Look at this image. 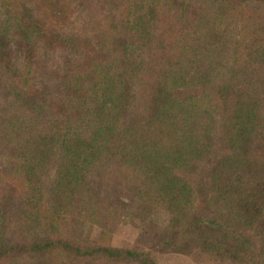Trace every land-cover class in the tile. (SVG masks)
<instances>
[{
	"label": "trees",
	"instance_id": "obj_1",
	"mask_svg": "<svg viewBox=\"0 0 264 264\" xmlns=\"http://www.w3.org/2000/svg\"><path fill=\"white\" fill-rule=\"evenodd\" d=\"M210 1L0 0V264H264V0Z\"/></svg>",
	"mask_w": 264,
	"mask_h": 264
},
{
	"label": "rangeland",
	"instance_id": "obj_2",
	"mask_svg": "<svg viewBox=\"0 0 264 264\" xmlns=\"http://www.w3.org/2000/svg\"><path fill=\"white\" fill-rule=\"evenodd\" d=\"M202 1V0H201ZM205 2H211L210 0H204ZM165 213H158L156 215L155 209L148 204L140 205L129 212V216L125 217L124 222L120 224L116 230L114 242L120 246H131L141 232V228H146V231H153L154 228H150L149 222L151 218L154 220L158 227L163 225L165 220ZM148 244V243H147ZM189 250V249H188ZM199 258V259H198ZM156 259L158 264H217L202 261V257L193 253L192 249L182 254H157ZM201 260V261H200ZM218 264H233L230 260H224Z\"/></svg>",
	"mask_w": 264,
	"mask_h": 264
}]
</instances>
